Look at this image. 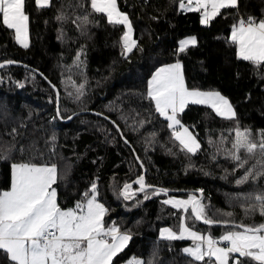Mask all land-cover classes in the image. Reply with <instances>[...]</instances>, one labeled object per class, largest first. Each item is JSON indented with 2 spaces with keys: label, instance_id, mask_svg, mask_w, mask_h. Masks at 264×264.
<instances>
[{
  "label": "trees",
  "instance_id": "1",
  "mask_svg": "<svg viewBox=\"0 0 264 264\" xmlns=\"http://www.w3.org/2000/svg\"><path fill=\"white\" fill-rule=\"evenodd\" d=\"M118 6L127 14L137 43L127 53L121 41L123 25H111L97 13L89 15L87 24L78 19L92 12L90 0H50L46 7L25 0L28 48L0 23V62L27 65L0 67V154L6 156L0 159V191L11 187L13 163L55 164L61 208L74 207L95 182L98 199L108 210L105 225L116 224L130 235L113 264L132 256L145 264H205L183 253L190 240L159 238V229L178 228L183 214L163 201L168 194L201 190L207 218L264 223L258 212L244 211L252 203L250 196L264 192V176L237 184L246 170H261L259 151L249 156L241 149L239 154L247 160L244 168L228 154L235 129L250 130L255 142L264 130V65L238 58L230 42L231 27L241 17L264 19V0H238L237 7L221 10L209 24H201L200 12L180 9L179 0H118ZM61 15L65 19L58 20ZM189 35H196V44L179 52L180 40ZM177 61L188 88L219 91L236 111L233 119H225L208 105L185 107L181 123L200 141L194 154L181 150L168 121L147 96L152 74ZM82 110L100 112L110 120L95 113L67 120ZM140 176L150 186L143 192L134 183ZM125 184L135 193L128 199L122 195ZM161 188L180 192L154 194ZM228 210H233L231 217L223 215ZM189 223L213 236L232 227L208 225L193 216ZM0 264H14L3 250Z\"/></svg>",
  "mask_w": 264,
  "mask_h": 264
},
{
  "label": "snow or ice",
  "instance_id": "2",
  "mask_svg": "<svg viewBox=\"0 0 264 264\" xmlns=\"http://www.w3.org/2000/svg\"><path fill=\"white\" fill-rule=\"evenodd\" d=\"M38 7L50 6V0H35ZM196 7H191V5ZM238 0H179L182 10L197 11L201 14V24H209L221 14V10L235 8ZM91 13L78 17L83 24L89 23L92 13L103 14L111 25H123L127 30L121 37L125 53L137 46L132 38V25L126 13L121 12L118 0H90ZM58 20L65 19L63 15ZM29 16L25 11V0H0V23L7 29L14 30L15 40L24 48L28 43ZM230 42L237 48L238 58L249 61L256 66L264 65V19L257 21L254 17L246 20L240 18L231 27ZM196 44V38L190 37L179 43V52H184L190 45ZM79 60V56L77 57ZM8 63H12L9 61ZM0 64V67H3ZM22 86V85H21ZM83 85H80V89ZM147 96L155 102V110L169 122L173 137L179 141L181 150L195 153L200 145L191 135L188 128L177 119L189 103L209 104L216 114L233 119L235 112L229 101L219 92H202L189 90L186 86L179 61L156 70L148 81ZM59 116V109L57 110ZM55 119V118H54ZM71 119V117H68ZM179 126L182 130L176 131ZM154 135V134H153ZM261 139L255 142L250 130L235 129V138L228 154L237 161L238 168L247 163L239 154L243 149L249 156L259 151L262 159L259 172L246 170L237 184L247 182L250 178L264 176V130ZM223 141V137L221 138ZM211 142V141H210ZM6 156L0 154V159ZM10 190L0 191V250H3L14 264H113V259L123 251L130 236L122 233L118 226H105L107 209L97 199V184L93 182L83 193V199L76 201L74 207L61 208L57 201V190L53 185L58 178L55 164H37L32 162L13 163ZM139 184V191H145L144 177L134 182ZM130 184L124 185L122 195L125 199L135 193H129ZM167 189H154V194L167 193ZM149 197L145 195V199ZM252 200L245 209V215L258 212L264 217V192L250 196ZM185 212L191 209V215L205 224H232L230 230L219 237L203 235L192 231L183 222L177 235L171 229H161V236L167 239H184L185 233L193 241L192 247L183 251L193 261H204L205 264H242L240 257L248 258L256 264H264V223L246 225L236 224L229 220L213 221L207 218L205 205L194 195L187 200H164ZM223 215L231 217V212ZM227 246H220V242ZM238 254V257H233ZM207 257V260L205 258ZM129 264H143L133 258Z\"/></svg>",
  "mask_w": 264,
  "mask_h": 264
},
{
  "label": "rangeland",
  "instance_id": "3",
  "mask_svg": "<svg viewBox=\"0 0 264 264\" xmlns=\"http://www.w3.org/2000/svg\"><path fill=\"white\" fill-rule=\"evenodd\" d=\"M184 2L185 3H187V0H184ZM191 7H196V5H191ZM181 9V8H180ZM184 11H189V10H184ZM127 30V29H126ZM190 37H195L196 38V42H197V37H196V35H189V36H186V37H184V38H182L180 41H182V40H185V39H187V38H190ZM132 38H133V28H132ZM28 43H29V45H30V29H29V26H28ZM180 43V42H179ZM19 44V43H18ZM20 45V44H19ZM21 47H23L22 45H20ZM191 46V45H190ZM189 47V46H188ZM187 47V48H188ZM186 48V49H187ZM179 49V48H178ZM180 62V64L182 65V63H181V61H179ZM174 63H176V62H174ZM174 63H172V64H174ZM164 67V66H163ZM161 68V67H160ZM182 71H183V76H184V70H183V65H182ZM156 72V71H155ZM154 72V73H155ZM153 75V74H152ZM152 77V76H151ZM151 79V78H150ZM184 81H185V84H186V80H185V77H184ZM186 86H187V84H186ZM189 90H193V89H190L189 88ZM228 100V99H227ZM229 101V100H228ZM189 103H192V102H189ZM188 103V104H189ZM229 103H230V101H229ZM187 104V105H188ZM231 104V103H230ZM186 105V106H187ZM201 105H209V104H201ZM185 106V107H186ZM211 106V105H210ZM232 108H233V106H232ZM185 109V108H184ZM233 110H234V112H236L235 111V109L233 108ZM182 112H179L178 113V115H177V119H179L180 120V114H181ZM236 115V114H235ZM165 118V117H164ZM166 119V118H165ZM181 121V120H180ZM169 123V122H168ZM182 124V123H181ZM184 127H186V128H188V130H189V132L191 133V135L193 136V137H195V139H196V141H198V143H199V145H200V141H199V139H198V137L196 136V134L191 130V128L189 127V126H187V125H184V124H182ZM172 131H173V129H171ZM176 131H181L182 129L179 127V126H177L176 127V129H175ZM199 149H200V147H199ZM198 149V150H199ZM197 150V151H198ZM187 151V150H186ZM196 151V152H197ZM188 152V151H187ZM195 152V153H196ZM190 153V152H189ZM191 154H194V153H191ZM58 173V172H57ZM53 187H54V185H53ZM192 195H194L193 193H188V194H186V195H175V194H168L166 197H165V199L164 200H173V201H175V200H187L188 198H189V196H192ZM196 196H198V194H195ZM97 199H98V194H97ZM202 200V199H201ZM98 201L100 202V203H102L99 199H98ZM201 203H202V201H201ZM103 204V203H102ZM168 205H170V206H173L172 204H168ZM105 206V205H104ZM248 206V205H247ZM174 207V206H173ZM176 208V207H175ZM177 209H180V208H177ZM182 210V212H183V214H182V218H181V221H180V223H179V226H178V228H176V229H174V228H172V227H170V226H163V227H161L160 229H159V238H161V239H167L166 238V235L167 234H165V237H162L161 236V229H165V228H168V229H171L173 232H175L177 235H179L180 234V232H179V229H180V226H181V223L183 222L187 227H189L192 231H196V232H199V233H201V234H203V235H211L213 238H216V239H219V237L220 236H222V235H220V236H213L211 233H209V232H203V231H200V230H196V229H194V228H192L191 226H190V223H189V221H190V219H191V217H192V215H191V209L189 208V211L188 212H185L183 209H181ZM228 212H231V213H233V210H228ZM112 224H110V225H108V226H111ZM116 225V224H115ZM106 226V225H105ZM108 226H106V227H108ZM117 226V225H116ZM122 233H126V232H123V231H121ZM126 234H128V233H126ZM129 235V234H128ZM130 236V235H129ZM185 239H187V240H190L191 241V243L190 244H188V245H186V246H184L183 247V249L184 248H186V247H192L193 246V241L188 237V235H187V233H185V238L184 239H167V240H185ZM130 240V239H129ZM129 242V241H128ZM128 242H127V244H128ZM226 244H227V242H225ZM126 244V245H127ZM223 245V241H221L220 242V246H222ZM126 247V246H125ZM124 247V248H125ZM222 247H224V246H222ZM183 249H182V251H183ZM183 253L184 254H186L184 251H183ZM188 255V254H187ZM233 257H238V254H233ZM133 258H135V259H138V260H140V261H142L143 262V264H145V261L142 259V258H140V257H136V256H132V257H130L129 259H127L126 261H124L122 264H129V261H131V260H133ZM229 264H232V258H230V261H229Z\"/></svg>",
  "mask_w": 264,
  "mask_h": 264
},
{
  "label": "water",
  "instance_id": "4",
  "mask_svg": "<svg viewBox=\"0 0 264 264\" xmlns=\"http://www.w3.org/2000/svg\"><path fill=\"white\" fill-rule=\"evenodd\" d=\"M11 61L12 63H17V64H23L24 66H27L26 64L24 63H20V62H17V61H12V60H6V61H3V62H0V64H3V65H6V64H9L8 62ZM39 72V71H38ZM40 73V72H39ZM43 76V74H41ZM57 99H58V103H57V110L59 109V102H60V93L59 91H57ZM85 113H95L97 115H100L108 120H110V118L100 112H95V111H89V110H82V111H79V112H76L74 114H72L70 117L71 119H73L74 117L78 116V115H81V114H85ZM59 115H60V109H59ZM71 119H67V120H71ZM145 173V171H144ZM137 180V179H136ZM146 188H149V187H146ZM168 193H179L180 191H174V190H168L167 191ZM194 194H198V196H196L197 199L201 200L202 197H203V193L201 190H198V191H193ZM202 223H204L202 220L200 221ZM212 225H232V224H223V223H213Z\"/></svg>",
  "mask_w": 264,
  "mask_h": 264
},
{
  "label": "crops",
  "instance_id": "5",
  "mask_svg": "<svg viewBox=\"0 0 264 264\" xmlns=\"http://www.w3.org/2000/svg\"><path fill=\"white\" fill-rule=\"evenodd\" d=\"M27 14V13H26ZM28 26H29V22H28ZM161 67H163V66H161ZM159 69V68H158ZM154 74V73H153ZM199 91H201V90H199ZM211 91H216V90H211ZM202 92H209V91H202ZM216 92H219V91H216ZM223 97H225L226 99H228L226 96H224L221 92H219ZM229 100V99H228ZM230 101V100H229ZM231 103V102H230ZM232 105V104H231ZM208 106H210V105H208ZM233 106V105H232ZM211 107V106H210ZM233 108H234V106H233ZM235 109V108H234ZM235 114H236V112H235ZM236 116V115H235ZM11 188V187H10ZM10 188L9 189H7V190H10ZM194 196L196 197V195L194 194ZM230 230V229H229ZM222 246H227V244L223 241V245Z\"/></svg>",
  "mask_w": 264,
  "mask_h": 264
}]
</instances>
